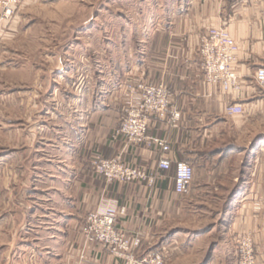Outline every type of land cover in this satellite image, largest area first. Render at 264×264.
Here are the masks:
<instances>
[{"label": "crops", "instance_id": "1", "mask_svg": "<svg viewBox=\"0 0 264 264\" xmlns=\"http://www.w3.org/2000/svg\"><path fill=\"white\" fill-rule=\"evenodd\" d=\"M169 3L151 11L139 36L130 32L123 38L117 58L99 67L103 84L102 78L95 89L80 90L75 107L77 93L60 90L66 116L56 114L62 126L44 123L52 133L44 148L56 170L41 171L60 177V187L52 201L40 200L30 209V215L39 209L45 217L46 245L39 228L26 243L39 257L37 264H122L82 234L87 216L105 207L117 210V229L141 240L139 258L162 253L165 264H176L189 254L202 258L191 264H224L225 259L237 264L234 240L252 228L264 262V92L254 80L255 69L264 67V0ZM219 26L239 47L233 67L242 88L237 92L211 87L201 69V39ZM140 83L163 84L171 93L167 118L149 127L150 136L167 141L166 153L115 134L127 111L141 103ZM232 104L244 113L227 115ZM97 157H121L125 165L153 175L154 185L109 183L93 170ZM161 158L171 162V170L158 169ZM179 162L194 170L184 196L175 192ZM213 205L224 208L219 228L187 227V215Z\"/></svg>", "mask_w": 264, "mask_h": 264}, {"label": "rangeland", "instance_id": "2", "mask_svg": "<svg viewBox=\"0 0 264 264\" xmlns=\"http://www.w3.org/2000/svg\"><path fill=\"white\" fill-rule=\"evenodd\" d=\"M172 1L22 2L15 27L6 30L0 42V264H37L39 257L33 247L26 246L33 241L31 234H36L37 228L45 244L44 212L33 209L30 215V209L40 200L52 201L55 187H60V177L55 173H42L56 170L51 167L52 160L44 148L46 141L52 138L44 123L62 126L61 118L56 114L66 116L60 90L77 93L71 103L75 107L74 100H78L79 95L81 100L80 90L87 92V89L98 87L97 83L105 73L101 68L110 57L117 58L116 48L122 44L123 38L130 32L139 36L151 11L171 6L169 2ZM29 190L39 192L29 193ZM41 206L46 209V205ZM223 211L222 206L214 205L198 209L196 215H187V227L219 228ZM248 232L253 239L255 255L263 262L256 250L255 231L250 228L238 235ZM214 233L221 236L220 230ZM236 238L237 264H240ZM204 242L203 247L210 245V240ZM117 260L124 264L123 260ZM201 260V257L186 254L176 264ZM229 260L225 259L224 264H230Z\"/></svg>", "mask_w": 264, "mask_h": 264}, {"label": "built area", "instance_id": "3", "mask_svg": "<svg viewBox=\"0 0 264 264\" xmlns=\"http://www.w3.org/2000/svg\"><path fill=\"white\" fill-rule=\"evenodd\" d=\"M24 0H0V42L6 30L16 24V14ZM238 44L225 27H214L201 39L199 55L202 59L201 69L207 84L211 87L220 86L225 92L240 91L239 78L233 71L236 63ZM254 80L264 92V67L254 71ZM138 89L141 103L129 109L116 135H124L130 144L144 145L155 148L160 153L169 151L165 139L149 135L150 124L154 120L167 118L171 106V94L167 88L150 83H140ZM227 115L236 116L244 113L239 104H232L226 110ZM179 114L173 115V120L179 119ZM93 170L107 182L124 184L141 183L151 187L155 178L146 170L125 165L121 157L106 159L97 157L92 162ZM172 164L168 159L161 158L158 169L169 171ZM194 178V170L187 162H179L175 168V192L185 195ZM118 212L111 207L100 208L90 213L86 218L82 234L89 243L99 244L104 251L124 264H165L162 253L149 254L139 258L141 240L129 236L117 229ZM240 264H264L255 255L251 233L238 235L236 238Z\"/></svg>", "mask_w": 264, "mask_h": 264}]
</instances>
